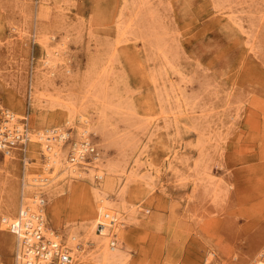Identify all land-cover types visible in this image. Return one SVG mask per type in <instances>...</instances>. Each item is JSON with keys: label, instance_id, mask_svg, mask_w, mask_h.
Wrapping results in <instances>:
<instances>
[{"label": "rangeland", "instance_id": "obj_1", "mask_svg": "<svg viewBox=\"0 0 264 264\" xmlns=\"http://www.w3.org/2000/svg\"><path fill=\"white\" fill-rule=\"evenodd\" d=\"M31 79L50 95L42 107ZM88 84L120 109L102 224L109 237L123 222L116 264H264V0H0L3 107L31 130L65 127L69 152L75 132L50 99L79 106ZM30 144L23 158L0 143V264H13L23 179L40 172ZM44 198L61 243L51 213L59 227L98 218L85 180Z\"/></svg>", "mask_w": 264, "mask_h": 264}, {"label": "bare ground", "instance_id": "obj_2", "mask_svg": "<svg viewBox=\"0 0 264 264\" xmlns=\"http://www.w3.org/2000/svg\"><path fill=\"white\" fill-rule=\"evenodd\" d=\"M61 51L62 49L57 47L56 51L46 52L42 65L47 70L56 67V63L62 55ZM54 54L58 58L55 59ZM36 86L31 79L29 99L33 108L42 107V103L48 99V96L50 97L45 91H39ZM59 93L61 91L57 92V94ZM82 99L79 106H75L71 97L62 100L61 96L56 95L54 99H50L54 101L51 106L58 108L60 117L75 132L69 152L64 149L67 141L65 127H55L49 134L44 129H28L23 124L22 117L16 116L12 110L0 104V112L4 117L0 134H7L0 137L2 141L0 143L3 144V141L5 142L7 139L12 142L11 137L25 134L26 139L31 141L30 146L38 147L37 152L42 158L39 166L40 172L25 176L23 179L19 210L21 209L20 213L24 214V218H17L15 225L17 234L14 235V251L17 258L13 257V264H23L21 259L23 261L27 259L25 264H47L45 261L37 262L35 251L28 248L36 240L31 234L35 232L45 235L50 242L55 244H44L50 249V264H68V262L70 264L117 263L116 251L110 248L111 243H113L110 238L119 239L121 236L119 227L123 225V222L117 223L116 233L114 235L111 233L109 237L106 235L102 224L104 215H106L108 208H111L112 192L114 191L113 167L107 161L106 152L110 147L116 146L121 139L117 132L118 125L115 118L119 115L120 109L111 98L101 89H97L94 84H88ZM7 126L9 127L7 128ZM91 147L93 149L90 151L89 148ZM72 179L85 180L89 183V189L94 195V207L98 212V218L89 225L81 224L80 228L66 226V223L59 227L58 214L56 212L51 213L53 226L62 231L63 242L61 243L60 235L47 226L44 214V207L47 204L44 198V190L54 183ZM24 208L29 209L31 214L28 211L24 213ZM114 221L111 219L109 226L113 225ZM24 236L27 237V240H23ZM35 242L39 243V240ZM58 249L68 256L67 262L62 261L61 252L60 257L58 256L56 253L59 251ZM56 257L60 260H57Z\"/></svg>", "mask_w": 264, "mask_h": 264}, {"label": "built area", "instance_id": "obj_3", "mask_svg": "<svg viewBox=\"0 0 264 264\" xmlns=\"http://www.w3.org/2000/svg\"><path fill=\"white\" fill-rule=\"evenodd\" d=\"M8 133H10V131H8ZM3 135H7V134L6 133L0 134V137L3 136ZM11 138H12V142L8 141V139H7V140H5L6 144H8L9 146H13V147H19V149L21 150V152L23 154V158H25L24 157L25 156L24 144H25L26 141H28V140L25 141V139H26L25 134L16 135L15 137H11ZM0 142H1V139H0ZM91 149H93V148L92 147L89 148L90 151H91ZM0 151H2L1 148H0ZM23 210H24V213L28 211L31 214V211L29 209L24 208ZM20 211H21V209L18 211V214H17V218H19V219L21 217L24 218V214L22 215L20 213ZM105 216L107 218L109 217L108 215H104V217ZM27 217H29V216H27ZM37 219H39V218H37ZM39 221H41V220H39ZM100 225H101V223H100ZM15 229H16L15 225L11 224V226H10V228L8 230H9L10 233L16 235L17 231ZM26 229L29 230L27 227H26ZM38 229H40V228H38ZM29 233H30V230H29ZM31 234L34 235V237L36 238L35 241L39 240V243L34 241V242H32L31 245L28 246V248H31V249H33L35 251L36 261L37 262L45 261L47 264H50V262H49V259L51 257V255H49L50 249L47 248L46 246H44V244H46V245H49V244L50 245H55V244L50 242V240L45 235L41 234L40 232H38V233L35 232V233H31ZM23 240H27V237L24 236ZM34 243L35 244L37 243V244L35 245ZM58 250L59 251H56V253H58V256L60 257V252H61L62 253V261H66L67 262L69 260L68 256L65 255V253L62 250H60V249H58ZM14 257L17 258V255H16L15 251H14ZM39 258H40V260H39ZM57 260H60V259L57 258ZM21 261L23 262V264H25L27 262V259L25 261H23L21 259Z\"/></svg>", "mask_w": 264, "mask_h": 264}]
</instances>
